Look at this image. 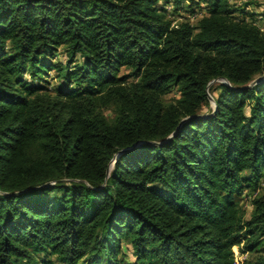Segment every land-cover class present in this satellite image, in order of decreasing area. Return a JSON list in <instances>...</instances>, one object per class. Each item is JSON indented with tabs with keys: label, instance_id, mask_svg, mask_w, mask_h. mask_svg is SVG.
<instances>
[{
	"label": "trees",
	"instance_id": "obj_1",
	"mask_svg": "<svg viewBox=\"0 0 264 264\" xmlns=\"http://www.w3.org/2000/svg\"><path fill=\"white\" fill-rule=\"evenodd\" d=\"M263 74L254 0H0V264H264Z\"/></svg>",
	"mask_w": 264,
	"mask_h": 264
},
{
	"label": "rangeland",
	"instance_id": "obj_2",
	"mask_svg": "<svg viewBox=\"0 0 264 264\" xmlns=\"http://www.w3.org/2000/svg\"><path fill=\"white\" fill-rule=\"evenodd\" d=\"M248 1H250V0H232V2H235L236 4H242V3H244V2H248ZM254 1L260 3L261 5L264 4V0H254ZM248 9H249L250 11H251V10L254 11V10H260L261 7H259V6H255V7H254V6H250ZM193 22H194V21H193ZM56 59H57V60H62V61H64L65 57H64V54H63V52H62L61 50L59 51L58 55L56 56ZM56 76H57V75H56V72H55V71H50L48 74H46V75L44 76V78H45V79L47 80V82H48V83H44V84H45V85H48V86H53V85H57V84H59V79H58ZM219 82H220V81H219ZM213 84H216V81H212V82H210V85H213ZM174 95H175V94H171V95L169 96V98L174 97ZM106 115H107V117H108L109 119H112L113 116H114V113H113V111H111V110H107V111H106ZM242 205H243V207H244V209H245V216L247 217V216L249 215V213H250V210H251V205H250L249 199H248L247 197H245V198L242 200ZM123 252H124L125 260H133V259H134L133 256L131 255V251H130L129 247H127L126 243L124 244ZM263 253H264V251H263ZM247 256H249V255H246L245 260L248 258V260H249L248 262H253L254 258H256V256H253V257H252V256L247 257ZM245 260L243 261L242 264L245 263ZM54 264H58V263H54Z\"/></svg>",
	"mask_w": 264,
	"mask_h": 264
},
{
	"label": "built area",
	"instance_id": "obj_3",
	"mask_svg": "<svg viewBox=\"0 0 264 264\" xmlns=\"http://www.w3.org/2000/svg\"><path fill=\"white\" fill-rule=\"evenodd\" d=\"M247 253H241L239 247L233 248V260L234 264H242L246 258Z\"/></svg>",
	"mask_w": 264,
	"mask_h": 264
},
{
	"label": "water",
	"instance_id": "obj_4",
	"mask_svg": "<svg viewBox=\"0 0 264 264\" xmlns=\"http://www.w3.org/2000/svg\"><path fill=\"white\" fill-rule=\"evenodd\" d=\"M262 78H264V74L259 76V77H257L253 82L258 81V80H260ZM220 80H221V82L223 84H227V82H226V80L224 78H221ZM209 99H210L211 103L213 104V100H212L211 96H209Z\"/></svg>",
	"mask_w": 264,
	"mask_h": 264
}]
</instances>
